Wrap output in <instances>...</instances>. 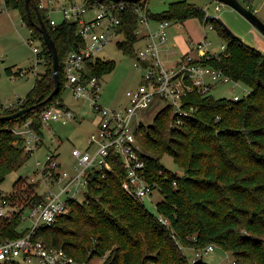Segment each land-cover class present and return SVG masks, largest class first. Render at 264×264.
Returning a JSON list of instances; mask_svg holds the SVG:
<instances>
[{"label": "trees", "instance_id": "1", "mask_svg": "<svg viewBox=\"0 0 264 264\" xmlns=\"http://www.w3.org/2000/svg\"><path fill=\"white\" fill-rule=\"evenodd\" d=\"M90 1L111 4L109 0ZM6 4L19 12L34 40L41 44L37 58L45 60L47 68L36 76L23 100L0 108L3 117L38 105L18 119L0 120V186L30 156L25 140L14 134L13 128L31 121L42 146L40 115L52 105L66 108L64 62L84 46L75 23L63 21L52 26L46 13L37 9L36 0L31 2L29 13L25 0H6ZM126 4L119 26L124 41L119 47L135 57L133 47L140 41L136 33L140 20L137 8L144 9L145 3ZM38 13L59 56L60 88L50 101L47 100L55 89L53 59L37 29ZM147 13L155 21L184 23L196 17L205 25L212 24L226 41L225 49L217 57L201 62L222 71L235 83H242L249 93L234 101L233 97L215 99L196 91L184 99V108L194 111L183 118L182 125L174 126L175 118L168 105L153 124L140 125L136 135L141 158L151 172L150 182L157 183L164 194L156 216L124 191L125 172L120 159L112 155V171L106 173L105 179L94 174L87 200L72 202L70 211L53 226L43 228L38 239L48 247L62 249L79 263H90L93 258L110 253L104 264H191L189 252L214 244L221 252L230 253L236 264H264V53L244 44L219 20H205L204 10L186 0L171 3L161 14L152 15L148 8ZM87 65L89 77H97L100 85L102 77L114 68L113 63L99 58L89 60ZM5 72L8 76L21 73H14L12 67ZM165 155L172 157L182 175L161 164ZM22 195L20 192L5 199L15 203L21 201ZM41 200L36 194L30 205ZM27 205L21 203L22 212ZM160 214L169 220L170 228L159 222ZM21 224L18 215L11 220L0 218V240L23 237L26 231L19 230Z\"/></svg>", "mask_w": 264, "mask_h": 264}, {"label": "built area", "instance_id": "2", "mask_svg": "<svg viewBox=\"0 0 264 264\" xmlns=\"http://www.w3.org/2000/svg\"><path fill=\"white\" fill-rule=\"evenodd\" d=\"M149 1L142 0L145 3L144 9L137 8L140 20L136 33L140 41H145L136 50L134 64L137 70L143 72L141 86L138 90L126 93L129 99L127 106L107 109L98 103L101 85L97 77H89L87 63L89 60H96L115 36H122L119 26L126 2L106 4L90 0H36L37 9L46 13L52 26L58 25L51 18L52 12H59L64 22L75 23L77 26V34L84 46L72 52L64 62L65 87L70 89L74 100L90 105L97 119L98 132L91 134L85 151L73 149L72 155L76 159L74 174L63 170L54 154L47 156L44 165L38 162L37 177L40 183L48 187L46 196H40V202L27 206L22 212V207L12 206L5 198L0 201L1 219L11 220L18 215L22 223L27 219L32 223L24 229L26 232L23 237L0 240V264H89L74 261L62 249L48 247L43 240L38 239V234L67 214L72 202L83 203L87 200L94 174L98 173L105 179L106 173L112 171V155L120 159L125 172L123 189L131 198L145 205L146 201L154 204L152 194L155 190L164 197L157 183L150 182L151 172L141 158V146L136 135L141 123L138 122L135 128L133 125L136 113L149 108L154 97L158 96L168 101L175 118L174 126L178 127L182 125L183 118L191 116L194 111V108H184V99L190 94L197 91L201 95H209L215 86L225 83L234 84L233 88L235 87V82L222 71L201 62L203 59L217 57L210 53L207 42L194 46L196 55L188 53L174 66L167 67L161 59V51L167 45L168 31L173 22L156 21L155 28H152L147 13ZM8 10L11 9L6 0H0V11ZM203 10L205 20H218L215 17L217 13L210 14L207 8ZM219 10L220 7H216V11ZM35 42L30 31L27 44L33 47V52L38 57L41 49L34 46ZM233 100L239 101L240 97L234 95ZM76 118L75 112L57 105L50 106L40 115L43 129H48L57 122L67 124ZM13 132L25 140V150L30 156L39 149L41 137L32 127L31 121L24 126H16ZM30 181L37 182L35 179ZM56 187L61 188L59 193H54L53 189ZM158 204L155 205L156 211ZM158 220L164 227L170 228L169 220L161 214ZM193 251L195 257L191 264L205 263L207 258L218 251V247L211 244ZM221 253L228 264H236L230 253ZM105 259L106 257L102 264Z\"/></svg>", "mask_w": 264, "mask_h": 264}, {"label": "rangeland", "instance_id": "3", "mask_svg": "<svg viewBox=\"0 0 264 264\" xmlns=\"http://www.w3.org/2000/svg\"><path fill=\"white\" fill-rule=\"evenodd\" d=\"M180 0H150L148 9L150 14L156 15L166 11L169 5ZM189 4L195 5L199 8H207L210 14L217 13L215 17L220 20L230 32L242 40V42L249 47L255 48L264 53V35L260 33L246 18H244L237 11L217 0H186ZM244 6L252 8L255 15L264 23V0H239ZM216 7H220L216 11ZM51 18L58 24L63 20L62 14L59 12H52ZM156 21L150 20L152 28H155ZM180 27V28H177ZM169 32V31H168ZM182 39V42L191 47L203 42L209 44L210 53L218 56L223 53L222 46L226 41L222 39L212 24H204L198 18L193 17L186 20L184 23H173V28L170 32V43L172 44V36ZM169 37V35H168ZM30 39V29L24 24L18 11L8 10L0 11V106L9 105L10 103H17L19 99H24L26 94L34 85L36 76L43 74L47 68L46 61L38 59L33 52V47L27 44ZM123 36H115L112 42L97 56L105 62L114 64L111 72L104 75L101 79L100 98L98 103L107 109H114L125 107L129 103L126 96L128 91L138 90L142 83L143 72L134 67L136 58L132 54L125 53L124 49L119 47V43L123 42ZM41 44L36 41L34 46L39 47ZM144 43L139 41L134 45V50L139 49ZM168 45V43H167ZM192 45V46H191ZM175 47L169 46L167 50L161 51V59L163 63L169 67L166 62L172 52H176ZM192 53L196 55V50ZM17 64L16 71L22 69L23 73L27 72L23 77L8 78L5 74V68ZM234 84H219L215 86L210 95L215 99H232V97L239 96L243 98L249 93V89L242 83ZM63 100L66 108L75 112L77 118L69 121L67 124L61 122L53 123L50 128L43 130L44 139L42 146L29 156L21 169L11 173L0 186V196L3 198L18 195L23 192V195L15 203L11 201L12 206L22 207L21 203L28 204L32 196L36 194L46 196L48 187L40 183L37 177L38 162L45 164L47 156L54 154L61 164V168L70 174L76 172V159L72 155V151L78 148L85 151L88 148L89 138L92 133H97L96 126L97 119L93 114L88 103L74 100L70 89L63 92ZM3 104V105H2ZM168 105V101L161 97H154L151 105L147 109L139 110L133 119L134 128L137 123L144 126L153 124L158 113ZM11 105L7 106L10 107ZM51 130V131H49ZM168 170L173 173L182 175V170L174 163L172 157L165 155L160 160ZM35 179L36 183L30 180ZM39 181V182H38ZM60 187L53 189L54 193H59ZM32 193L31 196L29 194ZM23 197V198H22ZM164 197L158 190L152 194V202L154 204L145 202L146 209L152 214L157 215L155 205L162 202ZM26 213L25 218H27ZM30 220L22 223L19 230H24L31 225ZM107 253L104 257H95L90 262L91 264H102L103 259L109 255ZM188 258L192 261L195 257L194 253L189 252ZM208 264H228L224 259L220 249L215 254H212L206 259ZM89 263V264H90Z\"/></svg>", "mask_w": 264, "mask_h": 264}, {"label": "water", "instance_id": "4", "mask_svg": "<svg viewBox=\"0 0 264 264\" xmlns=\"http://www.w3.org/2000/svg\"><path fill=\"white\" fill-rule=\"evenodd\" d=\"M33 0H25L26 8L29 13L30 9V4ZM111 2H121V1H131V2H140L142 0H109ZM233 10L237 11L239 14H241L244 18H246L260 33L264 35V23L255 15L254 11L250 7L244 6L239 0H217ZM38 17L40 20V25L37 26L38 31L42 34L43 40L45 45L48 47L49 52L52 55L53 59V78L55 81V89L53 93L50 95L47 101H50L59 91L60 88V80H59V56H58V51L55 46V43L49 34V31L45 25V23L41 20L40 13H38ZM220 21V20H219ZM221 22V21H220ZM224 26V24L222 23ZM225 29L229 30L227 27L224 26ZM230 31V30H229ZM239 39V38H238ZM241 40V39H239ZM46 101V102H47ZM38 105L28 107L25 109H22L14 114L8 115V116H3L0 117V120H15L20 117L25 116L27 113L33 111L36 109Z\"/></svg>", "mask_w": 264, "mask_h": 264}, {"label": "crops", "instance_id": "5", "mask_svg": "<svg viewBox=\"0 0 264 264\" xmlns=\"http://www.w3.org/2000/svg\"><path fill=\"white\" fill-rule=\"evenodd\" d=\"M173 28V26L169 29V32H168V35H169V37H168V45H166L162 50H167L168 48H169V46H170V48L171 47H175L176 49H177V51L176 52H172V54L169 56V57H171V58H168L167 57V60H166V62L167 63H169V67H172V66H174L175 65V63L176 62H178L183 56H185L186 54H188V53H190V54H193L192 53V51H193V49H192V51H190L191 50V47H189L187 44H185V43H183L182 42V39L181 38H179V37H177V35H173L172 36V44L170 43V40H171V38H170V32H171V29ZM177 28H180V27H177ZM141 42H143V43H145V41H141ZM192 46V45H191ZM9 67H12L13 68V72L14 73H18V71H21V73L19 74V75H13V76H8L7 74H6V72H5V74L8 76V78H20V77H23L24 75H26L27 74V72H25V74L23 73V71H22V69H20V70H18V71H16V67H17V64H14V65H11V66H9ZM9 67H7V68H9ZM7 68H5V70L7 69ZM36 80V79H35ZM35 83V82H34ZM34 86V85H33ZM32 86V87H33ZM32 89V88H31ZM30 89V90H31ZM29 90V91H30ZM29 93V92H28ZM27 95V94H26ZM26 97V96H25ZM19 100H22V99H19ZM18 100V101H19ZM18 101H17V103H18ZM17 103H13V104H9V105H11V106H13V105H15V104H17ZM3 105V104H2ZM9 105H3V107H7V106H9ZM0 108H1V106H0Z\"/></svg>", "mask_w": 264, "mask_h": 264}]
</instances>
